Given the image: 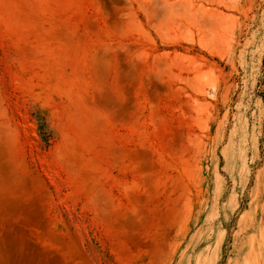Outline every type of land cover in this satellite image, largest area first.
Wrapping results in <instances>:
<instances>
[{"label": "rangeland", "instance_id": "374dc122", "mask_svg": "<svg viewBox=\"0 0 264 264\" xmlns=\"http://www.w3.org/2000/svg\"><path fill=\"white\" fill-rule=\"evenodd\" d=\"M0 264H264V0H0Z\"/></svg>", "mask_w": 264, "mask_h": 264}, {"label": "bare ground", "instance_id": "6f19581e", "mask_svg": "<svg viewBox=\"0 0 264 264\" xmlns=\"http://www.w3.org/2000/svg\"><path fill=\"white\" fill-rule=\"evenodd\" d=\"M204 14V13H203ZM202 14V15H203ZM207 17V16H206ZM208 17H211L210 16V14L208 15ZM213 17V16H212ZM208 19V18H207ZM209 21H210V19H208ZM214 23L216 22V20H214V18L213 19H211ZM211 21V22H212ZM212 22V23H213ZM219 27V26H218ZM215 32V31H214ZM220 31L218 30V33H217V30H216V33L215 34H213V36H214V38H216L217 40H219V42H220V39H222L221 37H223L222 36V32L221 33H219ZM224 38V37H223ZM201 40V39H200ZM218 42V43H219ZM208 43V42H207ZM207 43H205V41L203 42L202 40L200 41V43H199V41H198V44H199V47H201V49H203V50H205L206 52H208V53H210L211 55H215V56H219L220 55V52H218V49H216V48H214V46H212L213 45V43H212V45H210V44H207ZM210 43V42H209ZM217 43V42H216ZM220 51V50H219ZM221 56V55H220Z\"/></svg>", "mask_w": 264, "mask_h": 264}, {"label": "trees", "instance_id": "16d2710c", "mask_svg": "<svg viewBox=\"0 0 264 264\" xmlns=\"http://www.w3.org/2000/svg\"><path fill=\"white\" fill-rule=\"evenodd\" d=\"M38 134H39L42 145L43 146L48 145L50 136L44 129V123H41V122L38 123Z\"/></svg>", "mask_w": 264, "mask_h": 264}]
</instances>
